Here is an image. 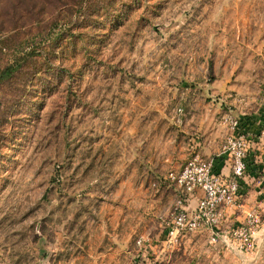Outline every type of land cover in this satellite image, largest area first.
Here are the masks:
<instances>
[{
	"label": "rangeland",
	"instance_id": "374dc122",
	"mask_svg": "<svg viewBox=\"0 0 264 264\" xmlns=\"http://www.w3.org/2000/svg\"><path fill=\"white\" fill-rule=\"evenodd\" d=\"M0 28V71L18 66L0 84V264H106L98 217L140 138L264 104V0H0ZM258 186L242 200L264 202ZM183 237L173 264H264V238L223 253Z\"/></svg>",
	"mask_w": 264,
	"mask_h": 264
},
{
	"label": "crops",
	"instance_id": "0c3cea01",
	"mask_svg": "<svg viewBox=\"0 0 264 264\" xmlns=\"http://www.w3.org/2000/svg\"><path fill=\"white\" fill-rule=\"evenodd\" d=\"M180 111L182 112V109ZM209 111H211L210 106L205 105L200 110L201 113L198 112L197 115L194 113L193 116L184 119L170 120L175 129L169 134L167 133L170 130L168 128L161 134L140 138L142 142L140 144L141 155L137 160L138 167L132 170L126 169L129 177L123 176L122 182L119 183L121 187H125L123 198L113 200L111 206L114 209L110 210L109 216L98 217V224H101V237L103 240H107V246L98 253L104 257V263L112 264L114 262L117 264L121 262V258H124V260L133 259L134 262L131 264H152L155 259L160 261V264H173L170 260V257L173 256L171 253L181 242L186 240L182 237L179 240L180 243L169 241L165 221L170 218L178 197V189L167 179V176L169 172H178L183 168L185 159L192 154L193 146L203 157L208 158L221 154L226 137V127L223 124L222 116L227 110L222 111L218 120H215ZM232 112L239 117L247 116L242 108L236 111L232 110ZM250 113H253L250 115L253 122L252 129L258 131L259 127L264 124V104H260V108ZM163 132L166 133L163 135ZM216 163L224 173L229 172L223 155L217 158ZM259 163L264 164V144H259L258 150L249 158L250 176L253 178L252 180L248 179L246 190L252 186L254 188L259 187L258 185L263 187L262 178L264 176H259L260 173L257 172L258 166L261 165ZM133 192H136L139 197L136 196V199H132ZM198 199V195L191 198L187 203V208L195 210ZM259 206H264V202L252 206L247 202V199H243L239 207L226 208L221 221L223 230L228 232L233 224L244 223L246 214L253 209L258 213L257 207ZM119 212L123 213L118 214ZM204 230L195 233H205L209 242V234L206 229ZM196 237L194 236L193 240H190L189 247L191 249L195 248ZM254 237L257 240L259 237L264 238V223L260 224ZM141 238L142 246L137 243ZM231 242L232 240L226 244L221 239L217 244L210 245L219 247L223 253L234 248L238 251L236 242L233 241L235 246ZM225 244L229 245V248H226Z\"/></svg>",
	"mask_w": 264,
	"mask_h": 264
},
{
	"label": "built area",
	"instance_id": "2783aa9c",
	"mask_svg": "<svg viewBox=\"0 0 264 264\" xmlns=\"http://www.w3.org/2000/svg\"><path fill=\"white\" fill-rule=\"evenodd\" d=\"M264 99V96H263ZM226 127V137L219 156L203 157L195 146L183 168L169 172L167 179L176 185L178 197L170 218L165 221L171 243H177L186 234L206 229L209 243H225L233 240L240 250H253L254 233L260 226V216L256 210L248 213L242 225L222 228L223 211L239 207L250 177L249 158L264 144V124L253 131L252 122H245L228 109L222 116ZM224 156L228 173L219 167L217 158ZM198 195L195 210L187 208L188 201ZM143 245L142 238L137 241Z\"/></svg>",
	"mask_w": 264,
	"mask_h": 264
},
{
	"label": "trees",
	"instance_id": "16d2710c",
	"mask_svg": "<svg viewBox=\"0 0 264 264\" xmlns=\"http://www.w3.org/2000/svg\"><path fill=\"white\" fill-rule=\"evenodd\" d=\"M112 2H113V0H112ZM102 9H103V7H102ZM96 10H98V8L93 10V11H96ZM90 15H92V13ZM0 33H4V29L3 28H0ZM18 64H20V62H18ZM15 66H17V65L16 64L15 65L12 64V65L5 66L4 68H2V70L0 71V84L6 83L7 80L13 78L14 73L18 69V66L17 67H15ZM251 118H252V116H244L243 117L245 122H252Z\"/></svg>",
	"mask_w": 264,
	"mask_h": 264
}]
</instances>
